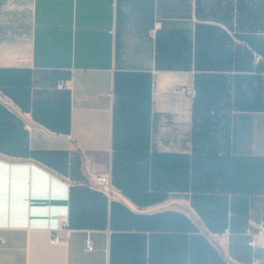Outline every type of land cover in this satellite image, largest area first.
<instances>
[{"label": "crops", "instance_id": "crops-1", "mask_svg": "<svg viewBox=\"0 0 264 264\" xmlns=\"http://www.w3.org/2000/svg\"><path fill=\"white\" fill-rule=\"evenodd\" d=\"M200 74L239 91L232 185L200 176ZM261 226L264 0H0V264H264Z\"/></svg>", "mask_w": 264, "mask_h": 264}, {"label": "trees", "instance_id": "trees-1", "mask_svg": "<svg viewBox=\"0 0 264 264\" xmlns=\"http://www.w3.org/2000/svg\"><path fill=\"white\" fill-rule=\"evenodd\" d=\"M226 77L223 75H205L200 74L195 79V95H194V136L193 142L194 147L198 149L199 153V166H200V176L212 179H218L220 176L223 177L225 182L232 185L236 182V178L233 175V171H235L237 160L231 157L228 154V147L230 141V113L228 114L227 125H225L222 130L226 133V149L224 153H221L218 148L216 149L212 147V151L209 153H202L200 148L201 139L199 133V122L201 120L200 116L204 115L206 120L203 122L205 127H202L204 133L214 131L220 125L217 122H212L210 120L209 115L213 108L218 107L215 103L218 101L223 93L226 90ZM235 85V96L233 99L234 109L237 107V99L239 95V91L237 85ZM233 112V111H232ZM225 120V119H224ZM70 223V219H69ZM70 225V224H69Z\"/></svg>", "mask_w": 264, "mask_h": 264}, {"label": "rangeland", "instance_id": "rangeland-1", "mask_svg": "<svg viewBox=\"0 0 264 264\" xmlns=\"http://www.w3.org/2000/svg\"><path fill=\"white\" fill-rule=\"evenodd\" d=\"M234 96V82L231 81V79H226V90L223 93L222 97L215 102L218 107L213 108L211 114L209 115L212 122H217L220 125V127H217L216 130L204 133L202 127H205L203 122L206 120V117L204 115L200 116L201 120L199 122L200 126L198 132H203L202 136H199L201 139L200 148L202 150V153L211 152L212 147H216V149L218 148L221 153H224V150L226 149V133L224 130H222V128L227 125L229 111H231V116L234 109Z\"/></svg>", "mask_w": 264, "mask_h": 264}, {"label": "built area", "instance_id": "built-area-1", "mask_svg": "<svg viewBox=\"0 0 264 264\" xmlns=\"http://www.w3.org/2000/svg\"><path fill=\"white\" fill-rule=\"evenodd\" d=\"M59 87H63L62 84L59 85ZM192 91H190L191 93ZM92 184L96 189H99L102 191L105 195L110 196L113 189V183H112V171L109 169L108 171L91 176ZM60 228L68 227L69 226V216L65 215L62 216L60 219ZM59 239L57 235H54L52 237V242H58ZM3 240L0 239V245L3 244ZM248 245L252 248V250L255 251L258 249L264 250V226H261L259 228V231L256 234L252 235V238L248 242ZM86 249L88 251L93 250V242L90 236H87L86 238ZM255 263H258L259 260L257 258L254 259Z\"/></svg>", "mask_w": 264, "mask_h": 264}]
</instances>
